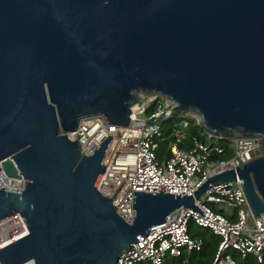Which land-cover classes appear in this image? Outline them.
Segmentation results:
<instances>
[{"label":"water","instance_id":"95a60500","mask_svg":"<svg viewBox=\"0 0 264 264\" xmlns=\"http://www.w3.org/2000/svg\"><path fill=\"white\" fill-rule=\"evenodd\" d=\"M139 89L200 115L223 140L264 136V0H0V165L26 178L0 188V221L20 213L28 233L0 248L2 264H117L177 208L211 184L242 179L264 213V153L207 178L194 193L134 191L126 221L98 188L108 136L91 154L67 132L104 114L128 125Z\"/></svg>","mask_w":264,"mask_h":264},{"label":"built area","instance_id":"2783aa9c","mask_svg":"<svg viewBox=\"0 0 264 264\" xmlns=\"http://www.w3.org/2000/svg\"><path fill=\"white\" fill-rule=\"evenodd\" d=\"M167 98V97H166ZM163 99V100H162ZM158 110L146 115V101L136 109L131 107L128 125L109 123L104 114L80 118L76 129L68 131L71 140L80 142L83 154H91L111 136L102 162L106 166L99 190L111 197L118 213L128 222L135 216L134 191L180 193L190 195L207 178L253 160L264 153V136L240 135L223 140L208 133L209 140L198 136L188 140L189 116L181 117L171 125L167 135L162 122L156 119L164 110L175 107L164 97ZM171 107V108H170ZM171 116H166L163 120ZM196 119L199 124V119ZM167 143V153L159 155L161 143ZM26 178L8 176L0 165V188L22 189ZM204 212L181 206L169 214L163 223L150 228L130 250H123L117 264H167L180 259L178 264H189L193 251L204 246L202 237H193L190 224L209 228L220 237L211 264H237L234 252L242 258L255 255L260 261L264 254V213L257 216L246 195L243 180L222 181L205 189L195 199ZM28 228L20 213L0 221V248L25 236ZM0 264H2L0 262ZM20 264H36L29 259Z\"/></svg>","mask_w":264,"mask_h":264},{"label":"trees","instance_id":"16d2710c","mask_svg":"<svg viewBox=\"0 0 264 264\" xmlns=\"http://www.w3.org/2000/svg\"><path fill=\"white\" fill-rule=\"evenodd\" d=\"M159 105V100L151 102L146 108V115L155 113L158 110ZM179 119L180 118H178V116L173 115L162 121V127L166 131L167 135H169L171 131V125ZM189 120L190 126L188 128V140L186 145L187 143L189 144V139L193 136H198L202 141L207 142L209 140L208 133H206L205 130L197 124L195 118L189 117ZM220 142L222 143L224 140H220ZM167 143V140L161 143V147L158 152L160 156L167 153ZM190 232L193 237H202L204 239V246L201 250L193 251L191 253L189 264H211L217 251L220 237L214 234L209 228L198 226L194 222L190 224ZM233 254L237 264H264V254L261 261L253 254H248L245 258H242L237 254V252H234ZM180 261V259H172L171 261H168L167 264H178Z\"/></svg>","mask_w":264,"mask_h":264},{"label":"bare ground","instance_id":"6f19581e","mask_svg":"<svg viewBox=\"0 0 264 264\" xmlns=\"http://www.w3.org/2000/svg\"><path fill=\"white\" fill-rule=\"evenodd\" d=\"M142 90H144V89H142ZM160 96L164 97V95L161 92L155 91V90H146V91H142V93H141V97L144 98V100L147 99L146 101H148V100L151 101L152 99L158 98ZM165 99H169V98L165 97ZM169 100H171V99H169ZM170 103H172L174 106H176V102L171 101ZM137 107H138V105L135 104L134 109H136ZM192 113L194 114V116L198 117V119L200 120V115L198 113H196V112H192Z\"/></svg>","mask_w":264,"mask_h":264},{"label":"rangeland","instance_id":"374dc122","mask_svg":"<svg viewBox=\"0 0 264 264\" xmlns=\"http://www.w3.org/2000/svg\"><path fill=\"white\" fill-rule=\"evenodd\" d=\"M142 91H146V90H142V89H140V90H137V91H135V94L136 95H138V96H140L141 97V93H142ZM160 97H163V96H160ZM159 98V97H158ZM165 98V97H164ZM156 98H154V99H152V100H155ZM147 100V99H146ZM163 100V99H162ZM149 101V100H148ZM171 108V107H170ZM193 112V111H192ZM191 111H187L186 113H184V115L185 116H189V117H193L194 116V114L192 113ZM178 118H180L179 116H178ZM163 121V120H162ZM161 121V122H162ZM240 135H244V134H242V133H240V132H238V133H236V137L237 136H240ZM196 229H198V228H196Z\"/></svg>","mask_w":264,"mask_h":264}]
</instances>
